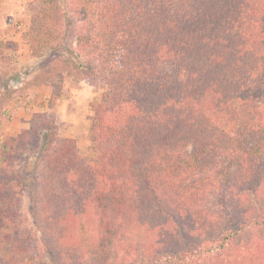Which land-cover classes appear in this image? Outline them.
Returning <instances> with one entry per match:
<instances>
[{
	"label": "trees",
	"instance_id": "16d2710c",
	"mask_svg": "<svg viewBox=\"0 0 264 264\" xmlns=\"http://www.w3.org/2000/svg\"><path fill=\"white\" fill-rule=\"evenodd\" d=\"M33 1L21 42L52 97L65 72L105 90L91 104L93 157L45 112L3 146L0 264H33L35 230L60 240L44 243L50 264L153 254L172 231L217 229L212 194L235 212L220 234L145 264H264V235L236 241L264 227L239 213L248 192L264 193V0ZM23 191L36 229L23 228Z\"/></svg>",
	"mask_w": 264,
	"mask_h": 264
},
{
	"label": "rangeland",
	"instance_id": "374dc122",
	"mask_svg": "<svg viewBox=\"0 0 264 264\" xmlns=\"http://www.w3.org/2000/svg\"><path fill=\"white\" fill-rule=\"evenodd\" d=\"M32 3L33 0H0V151L3 146L13 145L17 133L30 127L34 114L45 112L57 125L59 137L74 139L81 154L93 157L94 152L90 148L89 141L91 104L100 100L105 86L102 83L93 85L88 79L78 78L74 74L68 75L65 72L61 95L52 97L50 82L36 75L34 68L37 63L31 56L28 46L21 42L22 32L28 30L31 25ZM226 186L229 187V182ZM20 198L23 228L36 227V223L40 220L37 210L32 207L29 195L23 191ZM216 201L217 198L212 194L206 203L207 210L214 213L219 220L216 230L201 237L189 236L190 238L185 235L183 229L172 231L170 236L173 239L175 234L174 242L163 244L158 252L147 254L139 251L134 258L128 256V261L117 259L116 264H131V262L145 264L178 252L188 242L201 243L215 238L224 227L222 217L226 215L225 213L230 216L235 213L233 210L228 212L227 209H220ZM241 201L243 203L239 213L247 211L251 218L264 215V193L248 192ZM245 206H249L250 212ZM18 234L19 239L23 237L21 230H18ZM257 234L264 235V227L245 228L239 232L236 241L247 243ZM34 236L36 240L41 237L39 240L42 243L34 240L41 255H38L37 251L31 252L35 255L33 264H50L44 243L46 241L47 246L49 244V247L56 249L61 246L60 240L37 230ZM151 264H160V261Z\"/></svg>",
	"mask_w": 264,
	"mask_h": 264
}]
</instances>
